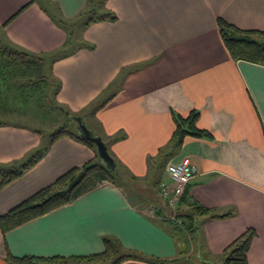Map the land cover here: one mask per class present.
I'll return each instance as SVG.
<instances>
[{"label":"crops","instance_id":"obj_1","mask_svg":"<svg viewBox=\"0 0 264 264\" xmlns=\"http://www.w3.org/2000/svg\"><path fill=\"white\" fill-rule=\"evenodd\" d=\"M99 7L115 12L117 20L82 28L79 36L94 48L55 61L53 72L61 81L56 100L80 115L137 179L131 185L139 202L115 180L5 234L0 227V264H10L8 251L98 254L105 251V238L115 242L116 257L138 256L121 264H214L249 228L255 230L249 264H264V65L233 59L218 25L223 18L264 30V0H0V35L28 51L51 53L68 35L57 20L75 21ZM173 110L184 116L198 110V126L213 138L189 135L168 156L176 129ZM37 130L0 124V166L20 162L41 146L46 135ZM96 155L84 142L61 137L0 189V217ZM185 157L197 173L177 210L208 211L174 232L161 183L170 181L168 165ZM152 159L159 170L148 177Z\"/></svg>","mask_w":264,"mask_h":264},{"label":"trees","instance_id":"obj_2","mask_svg":"<svg viewBox=\"0 0 264 264\" xmlns=\"http://www.w3.org/2000/svg\"><path fill=\"white\" fill-rule=\"evenodd\" d=\"M105 1L103 0V3ZM19 12L13 17L17 16ZM103 20L115 21L117 20V15L111 10L101 12L97 9L88 8L75 21L60 18L57 23L67 30V40L61 48L51 53L38 54L28 51L14 46L0 35V86L3 85L5 87V90L0 89V94L11 92L13 86L16 85L21 87L29 98L36 97L39 101L43 99V102L48 99L50 108H57L67 116L63 123L48 134L47 141L25 159L14 164L0 166V189L32 168L43 158L55 141L61 137L69 136L78 139L92 147L97 154L95 159L81 167L69 170L57 180L3 214L0 217V227L4 234L33 218L72 203L75 199L104 183L115 182L116 180L117 167L114 170H110L100 158L96 145L80 134L76 120V117L80 115L58 104L56 97L61 88V81L53 72V65L58 59L66 57L81 48H94L91 42L80 38L78 30ZM218 25L223 41L233 59L264 65V30L243 29L223 18H218ZM7 82L10 85H7ZM113 95V92L106 95L98 104H104ZM172 113L176 129L170 141V151H167L168 156H172L183 145L184 139L189 135L198 138H213V134L209 130L198 126L197 123L200 116L198 110H192L187 116L181 115L176 110H173ZM3 122L0 121V124ZM73 126H75V129H73ZM37 131L42 133L41 130ZM176 211L177 216L183 219V224L182 226L172 224L174 232H179L189 224L193 225L194 215H203L208 210L197 207L188 213L181 212L179 208ZM254 236L255 230L252 228H249L239 236L224 252L226 264H249L248 252ZM105 244V251L88 256H15L8 251L7 260L10 264H121L130 257H138L126 253L119 254L116 257L118 249L114 246L115 242L105 238ZM156 261L159 263L164 262L162 260ZM203 264L213 263L205 262Z\"/></svg>","mask_w":264,"mask_h":264},{"label":"rangeland","instance_id":"obj_3","mask_svg":"<svg viewBox=\"0 0 264 264\" xmlns=\"http://www.w3.org/2000/svg\"><path fill=\"white\" fill-rule=\"evenodd\" d=\"M97 10L102 12V9L100 7L97 8ZM80 30L81 28H79L78 31L80 32ZM78 42H80V40H78ZM6 84L10 85L8 84V82ZM0 89L5 90V87L1 85ZM27 94L29 93L27 92ZM49 106L50 105L48 99H45V101L43 102V99L39 101L36 99V97L29 98V96L26 95L25 91H22L21 87L15 85L11 89V92H3L0 94V121L22 123L37 128L38 130H41L42 133L40 134L43 135V138L46 135L47 141L48 132H53L61 123L65 121V119H67V116L63 112H61L57 108H50ZM73 129H75V126H73ZM44 143L42 142V144ZM115 162L117 167L116 181L118 185L121 186L129 195H132L135 201L139 202L137 191H135L131 185L133 183L132 181L136 183L137 179L128 174L123 166L119 164L120 162L116 160V158ZM153 165L154 164L152 159L150 160L151 170L147 174L148 177L155 174L154 171L158 172L159 170V168H155V166ZM145 188H147V185L145 186ZM214 264H226L225 257L223 255L217 256L215 258Z\"/></svg>","mask_w":264,"mask_h":264},{"label":"built area","instance_id":"obj_4","mask_svg":"<svg viewBox=\"0 0 264 264\" xmlns=\"http://www.w3.org/2000/svg\"><path fill=\"white\" fill-rule=\"evenodd\" d=\"M167 171L170 175V181L161 183V193L172 210L169 217L170 221L173 224L182 225L183 219L177 216V206L188 184L196 176L197 168L191 158L185 157L179 162L169 164Z\"/></svg>","mask_w":264,"mask_h":264},{"label":"water","instance_id":"obj_5","mask_svg":"<svg viewBox=\"0 0 264 264\" xmlns=\"http://www.w3.org/2000/svg\"><path fill=\"white\" fill-rule=\"evenodd\" d=\"M78 122V130L80 134L86 139L93 142L96 147L100 158L103 163L110 169L114 170L116 168V162L113 156L110 154L109 149L105 141L100 135L94 134L86 125L81 116L76 117Z\"/></svg>","mask_w":264,"mask_h":264}]
</instances>
